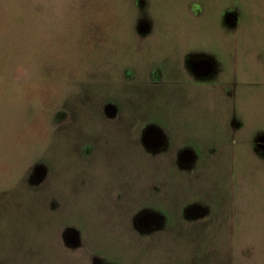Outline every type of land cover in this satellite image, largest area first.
I'll list each match as a JSON object with an SVG mask.
<instances>
[{
    "label": "rangeland",
    "instance_id": "374dc122",
    "mask_svg": "<svg viewBox=\"0 0 264 264\" xmlns=\"http://www.w3.org/2000/svg\"><path fill=\"white\" fill-rule=\"evenodd\" d=\"M249 1L253 3L249 4ZM249 1L0 0V178L5 174L3 187L23 184L12 179L19 170L11 164V155H5L8 151L12 153L15 148L43 142L50 158L56 151L68 155L67 144L62 147L55 142H47L49 127L59 129L60 119H63L57 115L54 117L57 119L55 121V113H51L50 118L48 111L68 108L66 84L72 77L70 75L75 73L78 78L89 79L96 67L100 69V77L107 80L110 78L108 74L112 73L111 67L119 61V54L129 43L133 45L135 42L133 40L137 36V16L144 3L157 34L156 39L146 41L149 43L146 47H152L151 49L160 46L158 41L162 34L175 35V30L180 29L179 22L187 26L182 30L192 29L189 20L193 14L190 8L192 3L203 4L204 12L196 20L211 21L212 26L207 29L210 30L208 35L214 41L223 37L220 34L222 11L231 9L234 14L230 17L234 18L239 13L238 27L234 32L230 31L229 35L237 55L239 52L242 65L238 74L242 97L237 103V115L246 121L247 129L243 137L250 141L254 132L264 130V0ZM195 25L193 27L199 33L204 31L199 21ZM248 52L253 53L249 56ZM256 52L262 58L257 62L252 59ZM126 62H129L127 55L124 58V63ZM132 62L137 66V60ZM246 87L260 92V101L255 102L248 98L243 102ZM203 96L206 99L204 102H209V105L202 106L203 110L199 112L205 115L196 122L197 126L199 121V134L193 136L192 140L185 141L192 143L197 149L203 145L201 139L197 140L200 131L210 133L212 130L206 114L214 116L217 113L215 121L219 122L226 112V103L220 94L215 96L204 93ZM80 99L77 95L75 101ZM70 101L74 102L71 96ZM125 103L130 110L121 114L119 120L123 123H117V128L134 126L135 130H139L140 119L141 122H166L168 119L164 117L165 113H184L174 107L158 105L145 91H141L134 100L125 99ZM215 151L214 160L199 163V178L186 179V183L180 175L170 171L171 166H161L153 160H149L151 163L148 165H143V157L132 156L131 161L134 164L141 163L140 175L136 173V167L131 174L130 167L123 171L126 176L140 179V182L135 180L136 184L141 185L145 179L155 181L153 183L166 179L170 184L175 181L179 191L172 188L167 191L165 207L171 217H168L167 230L157 238V244L150 242L152 236L142 239L145 244L137 243L131 238L126 240L128 245H124V252L122 244L118 243L99 247L103 252L110 253L104 256L113 260L120 258L124 264H264V160L256 157L247 142L244 143L241 138L224 147L218 144ZM101 160L105 161L104 155H101ZM73 162H69L68 166ZM31 163L23 166L25 170ZM63 175L69 177V171L63 170L60 178ZM211 175H214L212 179ZM23 176L22 172L21 178ZM12 180L14 181L11 182ZM70 182V193L72 190H80L76 175L71 177ZM118 193L123 202L121 206H117L116 214L121 212L129 200L135 205L148 201L157 206L161 201L152 184L148 189L143 188L139 192L122 188ZM147 194L153 195L146 199ZM12 200L9 196L0 197V213L5 207L6 216L11 215L14 222V225L0 222V241L5 244L15 240L30 243L31 238L39 239L46 243L43 248L47 257L59 259L57 254H61L60 243L52 240L44 230L45 211L32 207L27 209L18 197V203L15 201L16 205L13 206ZM97 200L94 206L87 208V211H93L92 219L98 216L100 203ZM194 200H204L209 204L207 222H187L183 219L180 206ZM106 203L109 204L108 215L111 216L116 205L103 194V205ZM81 210L86 211L85 208ZM1 220L8 221L5 217ZM95 226L101 228V223L97 222ZM55 231L54 237H58V228ZM104 248L109 252L104 251ZM22 250L23 253L35 255L33 248L22 247ZM77 255L78 252L72 255L74 261L71 264H80L81 258Z\"/></svg>",
    "mask_w": 264,
    "mask_h": 264
},
{
    "label": "flooded vegetation",
    "instance_id": "af4514ba",
    "mask_svg": "<svg viewBox=\"0 0 264 264\" xmlns=\"http://www.w3.org/2000/svg\"><path fill=\"white\" fill-rule=\"evenodd\" d=\"M248 1L245 0V3ZM251 3L253 2L249 4ZM190 8L193 12L189 18L192 29L182 30L187 26L179 22L180 29L175 30V35L162 34L158 41L160 46L151 49L152 47H146L149 44L146 41L156 39L157 34L144 3L137 16L135 42L133 45L129 43L119 54V61L111 67L112 73L109 72L108 80L99 76L100 69L96 67L89 79L78 78L75 73L70 75L72 77L66 84L68 108L48 111V117L50 115L51 118V113H55L53 118L58 115V118L62 116L63 119H60L59 129L49 127L50 133L47 136L48 143L55 142L62 147L67 144V156L56 151L50 158L43 142L21 146L13 149L12 153H5L8 157L11 155V164L19 170L16 171L14 180L23 182L20 185L32 198L42 200L34 209L45 211L44 230L52 240L60 243L61 254H57L59 259L48 258L43 248L46 243L39 239L31 238L30 243L15 240L5 244L0 241V264H71L74 261L72 255L76 252L78 258H81L80 264H124L120 258H106L105 254L110 253L103 252L99 247L118 243L122 244L124 252L126 240L132 238L137 243H144L142 239L150 236V242L157 244V238L167 230L168 217L171 215L165 207L167 191L170 188L174 191L179 189L175 181L170 184L166 179L157 183L145 179L141 185L136 184L135 180L140 182V179L126 176L123 171L130 167L131 174L136 167V173L141 172V163L134 164L132 156L143 157V165H148L151 163L148 161L153 160L161 166H171L170 171L180 175L184 183L188 182L186 179L199 178V163L214 160L218 144L224 147L241 138L244 143L247 142L256 157L264 160V130L254 132L250 141H246L243 137L247 129L246 121L237 115V103L242 97L238 77L242 65L239 52L237 55L231 45L229 34L238 27L239 13L234 18L230 17L234 14L231 9L222 11L220 34L223 37L214 41L208 35L210 30L207 28L212 26L210 20L198 19L204 30L200 33L193 27V24L196 26L195 23L198 25L196 17L199 18L204 12L203 4L192 3ZM217 26L216 24L215 27ZM252 53L248 52V55ZM125 55L129 56V62L124 63ZM243 57L245 59V53ZM252 59L257 62L262 58L256 52ZM132 60L138 61L137 66ZM245 73L244 69L243 76ZM251 89L250 87L244 91L243 102L248 98L260 101V92ZM141 91H145L158 105L174 107L184 113H165L164 117L168 119L166 122H141L140 119L139 130H135L134 126L117 128V123H123L119 120L121 114L130 110L125 99L134 100ZM204 93L215 96L220 94L226 103V112L219 122L215 121L217 113L214 116L206 114L212 130L210 133L200 131L197 140L201 139L203 145L197 149L192 143L185 141H190L199 134V121L197 126L196 122L200 117H205L199 112L203 110L202 106L209 105V102H204ZM77 95L81 99L75 101ZM70 96L74 102L70 101ZM172 118L174 120H170ZM101 155H104L105 161L101 160ZM71 161L74 162L69 167L68 163ZM30 162L32 163L25 170L23 166ZM63 170L69 171V177L63 175L60 178ZM22 172L24 176L21 178ZM75 175L79 179L80 190H72L70 193V180ZM213 176L211 175V179ZM151 184L154 192L159 193L161 198L159 206L148 201L135 205L129 202L128 197L125 207L116 214L117 206H121L123 202L118 193L122 188L139 192L143 188L148 189ZM103 194L116 205L111 216L108 215L109 204L103 205ZM152 195L147 194L146 199ZM96 200L100 203V208L97 210L98 216L92 219L93 211H87V208L94 206ZM81 208L86 209L87 216L86 211L82 212ZM209 209L206 201L194 200L183 203L179 210L187 222H207ZM3 211L5 212V207ZM2 215L0 213V222L14 225L11 215ZM3 217L8 221L1 220ZM97 222L101 223L102 229L95 226ZM57 228L58 237H54ZM95 231L98 233L95 234ZM92 243L96 244L89 245ZM22 247L35 249V255L23 253ZM76 249L78 251H74ZM103 250L109 252L107 248Z\"/></svg>",
    "mask_w": 264,
    "mask_h": 264
},
{
    "label": "trees",
    "instance_id": "16d2710c",
    "mask_svg": "<svg viewBox=\"0 0 264 264\" xmlns=\"http://www.w3.org/2000/svg\"><path fill=\"white\" fill-rule=\"evenodd\" d=\"M5 174H3L0 178V197H5V196H9L12 197V204L13 206H15L17 204L16 201V197H18L19 199L21 198V202L27 207V209H29L30 207H32L34 209V206L36 207L37 205H40V202H42L41 199H39V201L36 200V198H32L30 196V194H28V192L24 191L22 186L19 184H13V185H6L3 187V178H4ZM14 179V176L13 178ZM14 180H12L11 182H13ZM9 182V183H11ZM8 183V184H9ZM12 188H14L12 190ZM14 191V193H12ZM20 193L18 196L17 194ZM16 201V204H15ZM7 202H10V200H8ZM38 202V203H37ZM7 206L9 205L8 203L6 204ZM3 215L7 214V212H2ZM2 215V216H3Z\"/></svg>",
    "mask_w": 264,
    "mask_h": 264
}]
</instances>
